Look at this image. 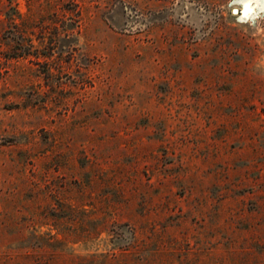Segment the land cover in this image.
Instances as JSON below:
<instances>
[{
  "label": "rangeland",
  "instance_id": "374dc122",
  "mask_svg": "<svg viewBox=\"0 0 264 264\" xmlns=\"http://www.w3.org/2000/svg\"><path fill=\"white\" fill-rule=\"evenodd\" d=\"M0 264H264V0H0Z\"/></svg>",
  "mask_w": 264,
  "mask_h": 264
}]
</instances>
